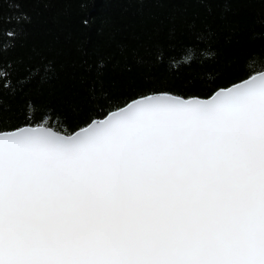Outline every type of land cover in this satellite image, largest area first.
Instances as JSON below:
<instances>
[{
	"label": "snow or ice",
	"instance_id": "6c2138e0",
	"mask_svg": "<svg viewBox=\"0 0 264 264\" xmlns=\"http://www.w3.org/2000/svg\"><path fill=\"white\" fill-rule=\"evenodd\" d=\"M0 264H264V74L0 131Z\"/></svg>",
	"mask_w": 264,
	"mask_h": 264
},
{
	"label": "trees",
	"instance_id": "16d2710c",
	"mask_svg": "<svg viewBox=\"0 0 264 264\" xmlns=\"http://www.w3.org/2000/svg\"><path fill=\"white\" fill-rule=\"evenodd\" d=\"M262 71L264 0H0V131L71 135L135 99H205Z\"/></svg>",
	"mask_w": 264,
	"mask_h": 264
},
{
	"label": "water",
	"instance_id": "95a60500",
	"mask_svg": "<svg viewBox=\"0 0 264 264\" xmlns=\"http://www.w3.org/2000/svg\"><path fill=\"white\" fill-rule=\"evenodd\" d=\"M261 74H264V71H262V72H259V73H257V74H254V75H252L251 77H249V78H246L245 80H243V81H241V82H239V83H236V84H234V85H239V84H241V83H243V82H245V81H247L248 79H250V78H252V77H254V76H258V75H261ZM233 86V85H232ZM232 86H230V87H228V88H231ZM224 89V88H223ZM220 90V89H219ZM218 91V90H217ZM216 91V92H217ZM215 92V93H216ZM214 93V94H215ZM155 94H158V93H155ZM170 94V93H169ZM213 94V95H214ZM151 95H153V94H151ZM173 95V94H172ZM212 95V96H213ZM149 96V95H148ZM174 96H177V95H174ZM212 96H210V97H208V98H205V99H203V98H199V99H201V100H208V99H210ZM177 97H180V96H177ZM183 98V97H182ZM198 98V97H197ZM138 99H140V98H138ZM138 99H135V100H133V101H136V100H138ZM186 99V98H185ZM133 101H131V102H129L128 104H131ZM127 104V105H128ZM127 105H125V106H127ZM124 106V107H125ZM124 107H122V108H119V109H123ZM118 110V109H117ZM117 110H115V111H112V112H110L109 114H107L104 118H100V119H95V120H93L89 125H91L93 122H101V121H103V120H105L106 118H108L109 116H111L114 112H116ZM89 125H87L86 127H88ZM24 127H42V128H46V129H49V130H51V131H54V132H56V133H58L59 135H65V136H67L66 134H63V133H60V132H58V131H55L53 128H51V127H48V126H45V125H41V126H24ZM24 127H21V128H24ZM86 127H84V128H86ZM84 128H82V129H84ZM82 129H79V130H77L75 133H73V134H76V133H78V132H80ZM73 134H71V135H73Z\"/></svg>",
	"mask_w": 264,
	"mask_h": 264
}]
</instances>
